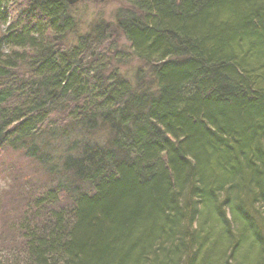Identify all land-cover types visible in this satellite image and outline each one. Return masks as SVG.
<instances>
[{
    "label": "trees",
    "instance_id": "obj_1",
    "mask_svg": "<svg viewBox=\"0 0 264 264\" xmlns=\"http://www.w3.org/2000/svg\"><path fill=\"white\" fill-rule=\"evenodd\" d=\"M125 3L0 0V264H264V0Z\"/></svg>",
    "mask_w": 264,
    "mask_h": 264
},
{
    "label": "rangeland",
    "instance_id": "obj_2",
    "mask_svg": "<svg viewBox=\"0 0 264 264\" xmlns=\"http://www.w3.org/2000/svg\"><path fill=\"white\" fill-rule=\"evenodd\" d=\"M125 6H127L125 0H105V1L92 0V1H82L76 4L75 6H73L72 11L77 16V20L79 23L78 26L79 33H82L84 30H87L91 25V23L97 21L98 19L99 20L105 19L109 22L114 21V15L117 12V10L122 7L125 8ZM121 38H120L121 40L120 46L123 49L124 54H127L128 56L132 55L129 44L125 41L123 37ZM119 66L121 67V70L125 74V76L132 82H134L136 77H138L139 75L145 76L143 74V69H142L144 68L145 65L138 59L135 58L129 59L125 63L119 64ZM145 80H148V77L145 78ZM23 157H24L23 154L8 151L3 156L0 155V163H10L11 165H15L16 163L17 164L21 163L25 171H29V170L30 172L33 171L34 168H31L32 164H30L29 161H27ZM38 178L40 184H45L47 177L43 174L42 171L38 173ZM7 206L9 208H13L12 205H7ZM3 225H4V220L0 219V243L2 242L4 247L7 250H9L12 247L11 231L9 230L10 233L6 236L2 235L1 231L3 229Z\"/></svg>",
    "mask_w": 264,
    "mask_h": 264
},
{
    "label": "water",
    "instance_id": "obj_3",
    "mask_svg": "<svg viewBox=\"0 0 264 264\" xmlns=\"http://www.w3.org/2000/svg\"><path fill=\"white\" fill-rule=\"evenodd\" d=\"M69 5H76V4H78V3H80V2H82V1H92V0H65ZM95 1H97V0H95Z\"/></svg>",
    "mask_w": 264,
    "mask_h": 264
}]
</instances>
